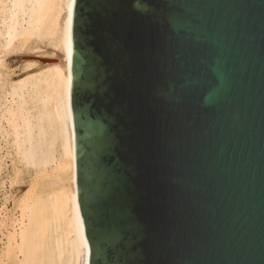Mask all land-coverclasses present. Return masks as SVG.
<instances>
[{
    "label": "water",
    "instance_id": "1",
    "mask_svg": "<svg viewBox=\"0 0 264 264\" xmlns=\"http://www.w3.org/2000/svg\"><path fill=\"white\" fill-rule=\"evenodd\" d=\"M72 77L90 264H264V0H76Z\"/></svg>",
    "mask_w": 264,
    "mask_h": 264
},
{
    "label": "bare ground",
    "instance_id": "2",
    "mask_svg": "<svg viewBox=\"0 0 264 264\" xmlns=\"http://www.w3.org/2000/svg\"><path fill=\"white\" fill-rule=\"evenodd\" d=\"M75 4L0 0V143L9 141L18 162L36 175L17 202L14 220L0 210V231L9 229L0 264H90L71 107ZM62 6L66 13L61 24ZM36 40L42 41V49L49 47L26 63L36 70L7 80L5 58L34 49Z\"/></svg>",
    "mask_w": 264,
    "mask_h": 264
},
{
    "label": "rangeland",
    "instance_id": "3",
    "mask_svg": "<svg viewBox=\"0 0 264 264\" xmlns=\"http://www.w3.org/2000/svg\"><path fill=\"white\" fill-rule=\"evenodd\" d=\"M65 13L66 11L62 6L59 17V22L61 24L64 20ZM38 41L39 40L35 41L38 43V45H34L33 46L35 47L34 49L25 51L23 53H19V52H17L16 54L12 53L11 56L9 55L7 56L8 58L6 57L7 59L5 58V62L7 60L6 62L7 80L11 79L10 81L12 80L17 81L19 79H23L36 70L34 67H28L26 63L30 62L33 56L45 55L44 53L46 52V49L49 48L46 47V49L45 48L42 49V47H44L43 45H41L42 41L41 42ZM36 46H38L39 48L38 47L36 48ZM0 144L2 147L0 150V159L4 157V160L1 163V170H0V210L2 212V216H6L7 214L9 216V217L6 216L7 219L12 221L14 220L13 218L19 215V212L16 208L17 202L21 199L24 190L29 188L30 185L33 183L34 179L36 178V175H35V171L32 168L31 169L23 168L22 164L18 162L17 156L14 154V150L11 147L12 145L9 141L2 139ZM18 169L20 173L19 176H16L15 172ZM30 170L33 172H31ZM8 230L9 229H2L0 231V259L3 250L6 246L5 244L7 243L6 235H8L7 232Z\"/></svg>",
    "mask_w": 264,
    "mask_h": 264
}]
</instances>
